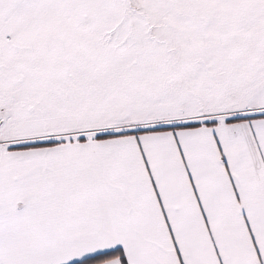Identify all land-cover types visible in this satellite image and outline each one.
Instances as JSON below:
<instances>
[{"label":"snow or ice","instance_id":"1","mask_svg":"<svg viewBox=\"0 0 264 264\" xmlns=\"http://www.w3.org/2000/svg\"><path fill=\"white\" fill-rule=\"evenodd\" d=\"M0 264H264V0H0Z\"/></svg>","mask_w":264,"mask_h":264}]
</instances>
